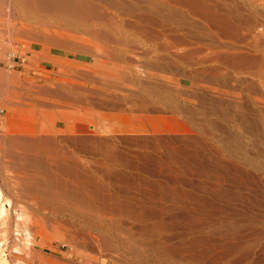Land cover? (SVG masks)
<instances>
[{"label": "rangeland", "instance_id": "374dc122", "mask_svg": "<svg viewBox=\"0 0 264 264\" xmlns=\"http://www.w3.org/2000/svg\"><path fill=\"white\" fill-rule=\"evenodd\" d=\"M223 1L232 5L236 33L204 31L205 36L202 29L190 32L172 21L156 36V48L138 36L125 34L133 46L92 36L100 46L75 54L49 44L43 49L32 35L27 39V34L21 38L0 30V155L8 147L2 134L13 131V120L29 121L26 127L32 128L49 124L54 116H42L49 108L79 118H64L78 126L71 130L78 133L58 134L56 142L86 160L77 158L78 167L91 164L98 172L105 149L106 165L112 161L114 169L106 193L114 195L118 207L100 208L96 216L86 210L83 215L38 209L33 196L16 184L24 175L21 165L15 168V161L2 154L6 171L0 169V190L7 214L0 217V264H264V0ZM1 29L8 31L6 25ZM31 87L39 89L34 93ZM102 92L107 96L101 98ZM112 96L116 99L107 98ZM42 101L50 107H40ZM88 119H94L95 129ZM69 175H62V182L79 186V195L91 201L92 186L85 190ZM3 179L10 183L7 188Z\"/></svg>", "mask_w": 264, "mask_h": 264}, {"label": "bare ground", "instance_id": "6f19581e", "mask_svg": "<svg viewBox=\"0 0 264 264\" xmlns=\"http://www.w3.org/2000/svg\"><path fill=\"white\" fill-rule=\"evenodd\" d=\"M253 1V0H252ZM251 1V2H252ZM255 1V0H254ZM257 1V0H256ZM4 2V0H3ZM223 0H8L6 3H0V30L3 31V33L6 32H12L11 34L15 33L16 36L19 35V37H23L24 34L27 36L23 37V38H27L28 36L32 35L33 37H31V39L35 37L36 41H41L40 43L43 44V49L47 47H44V45L49 44V46H58V48H63V49H67L75 54H79V53H86L91 51L95 46L94 43L95 41H91L92 36L95 38H98L100 40H102L103 42H107V43H112V44H125L128 41H130V43L134 42L130 40V38L126 35L129 36H138L140 39H142L141 41L145 42L146 44H150L152 46H154L155 48L159 46V41L160 40V35L159 38H156V36H158V33L161 34V29H163L165 27L169 28V26L172 24V21L175 23H179L182 26H185V30L187 31H193L195 29H199L201 30L204 34L205 32L211 33L213 32L216 33L217 35H225V34H234L238 31V28L235 27L234 24V18L232 15L233 13V8L232 5L227 4L226 2ZM231 3V2H230ZM237 3V1H236ZM253 3V2H252ZM255 3V2H254ZM259 3V2H258ZM237 6V5H236ZM252 6V4H251ZM257 6V5H256ZM256 9V8H255ZM241 13V12H240ZM236 14V13H235ZM239 17V16H238ZM263 17V16H262ZM237 20V19H236ZM252 20V19H251ZM258 20V19H257ZM239 22V21H238ZM247 22V21H246ZM177 24V25H179ZM7 27L8 31H5L6 29H1L3 26ZM181 27V26H180ZM5 28V27H4ZM174 28V27H173ZM182 28V27H181ZM161 30V31H160ZM170 31V30H169ZM200 31V32H201ZM205 31V32H204ZM123 33L124 36H119L120 37H116L115 34L117 33ZM198 32V31H197ZM157 33V34H156ZM240 33V32H239ZM22 34V36H21ZM200 34V33H198ZM202 34V33H201ZM212 34V33H211ZM2 35V34H1ZM83 35V37L81 36ZM88 36V38L84 37ZM163 35V33H162ZM168 35V34H167ZM208 35V34H207ZM215 35V34H214ZM212 35V36H214ZM8 36V35H7ZM29 36V39H30ZM90 36V37H89ZM186 36V35H185ZM204 36V35H203ZM206 36V34H205ZM128 37V38H127ZM210 37V36H209ZM16 38V37H15ZM18 38V37H17ZM169 38V37H168ZM94 39V38H93ZM97 39V40H98ZM25 40V39H24ZM96 40V39H95ZM96 40V42H97ZM26 41V40H25ZM31 41V40H30ZM34 41V40H33ZM163 41V40H162ZM165 41V40H164ZM101 42V41H100ZM100 42L95 43L98 44L97 46H100ZM138 42V41H137ZM38 43V42H37ZM103 44V43H102ZM129 44V43H127ZM135 44V43H133ZM162 44V43H161ZM160 44V45H161ZM169 44V43H168ZM45 45V46H46ZM130 45V44H129ZM132 45V44H131ZM130 45V46H131ZM166 45V44H165ZM93 46V47H92ZM96 46V47H97ZM133 46V45H132ZM168 46V45H167ZM191 46V45H190ZM92 49H91V48ZM96 47L94 49H96ZM106 47V46H105ZM128 47V46H127ZM146 47V46H145ZM49 48V47H48ZM103 48V47H102ZM134 48V47H133ZM138 48V47H137ZM161 48V46H160ZM167 48V47H166ZM91 49V50H90ZM93 49V50H94ZM104 49V48H103ZM107 49V48H105ZM152 49V48H150ZM149 49V50H150ZM158 49V48H157ZM49 50V49H48ZM98 50V49H97ZM102 50V49H101ZM165 50V47H164ZM100 51V48H99ZM98 51V52H99ZM108 52V50H106ZM118 51V50H117ZM120 51V50H119ZM145 51V50H144ZM151 51V50H150ZM149 51V52H150ZM157 51V50H156ZM49 52V51H48ZM95 52H97L95 50ZM95 52H93L94 55L92 56H96ZM102 52V51H101ZM105 53V51H103ZM113 52V50H112ZM111 51H109V53H112ZM115 52V51H114ZM92 53V52H89ZM100 53V52H99ZM99 53H96L99 55ZM103 53V54H104ZM48 54V53H47ZM102 54V56H103ZM108 54V53H107ZM115 54V53H114ZM87 55H89L87 53ZM106 55V54H105ZM110 55V54H109ZM91 56V55H89ZM101 56V55H100ZM41 57V56H40ZM105 57V56H104ZM227 57V56H226ZM102 58V57H101ZM114 58V57H113ZM117 59V58H116ZM230 59V58H229ZM228 59V60H229ZM113 60V59H112ZM201 60V59H200ZM217 60V59H216ZM225 60V57L224 59ZM227 60V62H228ZM47 61V60H46ZM50 61V60H49ZM61 61V60H60ZM60 61L58 62V64L60 63ZM110 61V60H109ZM230 61V60H229ZM69 62V61H68ZM241 62V61H240ZM63 63V60H62ZM65 66H69L70 62L68 63L69 65H67V61L64 62ZM83 63V62H82ZM106 63V62H105ZM109 63V62H108ZM233 63V62H232ZM61 64V63H60ZM79 65V64H78ZM88 65V64H87ZM64 66V65H62ZM61 66V67H62ZM71 66H75L74 64L70 65V68H73ZM95 66V65H94ZM138 66V65H137ZM68 67V68H69ZM103 67V66H102ZM153 67V66H152ZM66 68V67H65ZM106 68V66H105ZM151 68V67H150ZM155 68V67H154ZM74 69V68H73ZM77 69V68H76ZM78 68L76 70L79 71ZM84 69V67H83ZM87 69V68H86ZM85 69V70H86ZM114 69V68H113ZM75 70V69H74ZM110 70V69H109ZM115 71V70H114ZM54 72V71H53ZM75 73V71H72ZM72 72L70 74H72ZM52 73V72H51ZM88 73V72H87ZM59 74V73H58ZM61 74V73H60ZM86 74V73H85ZM90 74V73H89ZM95 74V73H94ZM57 75V74H56ZM102 75V74H101ZM74 76V75H73ZM83 76V75H82ZM81 76V77H82ZM88 76V75H87ZM92 76V75H91ZM94 76V75H93ZM96 76V75H95ZM103 76V75H102ZM106 76V75H105ZM79 78V77H78ZM88 78V77H87ZM107 78V77H106ZM90 79V78H89ZM88 79V80H89ZM96 79V78H95ZM124 79V78H123ZM78 80V79H77ZM83 81V80H82ZM91 81H92V77H91ZM95 81V80H93ZM98 81V79H97ZM102 81V80H99ZM98 81V82H99ZM90 82V81H89ZM118 82V81H116ZM97 83V82H95ZM100 83V82H99ZM103 83V82H102ZM101 84V83H100ZM113 84V83H110ZM121 84V83H120ZM34 85V84H33ZM61 84H59L60 86ZM104 85V84H103ZM109 85V83H108ZM25 86V85H24ZM27 86V85H26ZM42 86V85H41ZM79 86V85H78ZM112 86V85H111ZM34 87V86H33ZM38 87V86H36ZM56 87V86H55ZM62 87V86H61ZM68 87V85H67ZM72 87V86H71ZM106 87V86H105ZM40 88V86H39ZM38 88V89H39ZM42 88V87H41ZM40 88V89H41ZM45 88V87H44ZM51 88V87H48ZM54 88V87H53ZM52 88V89H53ZM85 88V87H84ZM130 88V87H129ZM27 89V88H26ZM34 91H38V89L34 88ZM52 89H49L52 91ZM70 91V87L67 88ZM66 89V90H67ZM79 89V88H78ZM101 89V87H100ZM109 89V88H107ZM106 89V90H107ZM32 90V87H31ZM45 90V89H44ZM56 90V89H55ZM63 90V88H62ZM65 90V89H64ZM77 90V89H76ZM81 90H84L83 88ZM116 90V89H114ZM11 91V90H9ZM33 91V90H32ZM31 91V92H32ZM33 91V92H34ZM43 91V90H42ZM41 91V92H42ZM50 91V92H51ZM58 90H56V93ZM89 91V90H87ZM93 91V90H91ZM97 91V89H96ZM99 91V90H98ZM8 92V91H6ZM40 92V91H39ZM44 92V91H43ZM42 92V94H43ZM55 92V91H54ZM68 92V91H67ZM71 92V91H70ZM85 92V91H84ZM109 92V91H108ZM35 93V92H34ZM37 93V92H36ZM62 93V91H61ZM64 93V92H63ZM69 93V92H68ZM90 93V92H89ZM103 93V92H102ZM101 93V98H103L102 95H104L105 93L102 94ZM6 94V95H10ZM49 94V92H48ZM66 94V93H65ZM84 94V93H83ZM87 93H85L86 95ZM92 94V93H91ZM97 94V93H95ZM97 94V95H98ZM52 95V93H51ZM57 95V94H56ZM59 95V94H58ZM62 95V94H61ZM59 95V96H61ZM67 95V94H66ZM106 95V94H105ZM43 96V95H42ZM45 96V94H44ZM54 96V95H53ZM53 96L50 98L52 99ZM68 96V95H67ZM70 96V95H69ZM75 96V95H73ZM91 96V95H90ZM107 96V95H106ZM6 98L8 96H5ZM10 97V96H9ZM27 97V96H26ZM37 97V96H36ZM63 97V96H62ZM71 97V96H70ZM92 97V96H91ZM94 97H97L94 95ZM116 97V96H115ZM20 98V96H19ZM18 98V99H19ZM69 98V97H68ZM76 98H80V97H76ZM75 98V99H76ZM109 100H113V96L112 99H110L109 97H107ZM135 98V96H134ZM139 98V97H138ZM137 98V99H138ZM170 98V97H169ZM12 99H15L12 98ZM10 99V101L12 100ZM28 99V98H25ZM41 99V97H40ZM43 99V98H42ZM63 99V98H62ZM61 99V100H62ZM70 100H72V98H69ZM99 99V98H98ZM106 99V98H105ZM116 99V98H114ZM16 100V99H15ZM20 100V99H19ZM30 100V99H29ZM32 100V99H31ZM37 100V99H36ZM44 100V99H43ZM54 100V99H53ZM78 100V99H76ZM75 100V101H76ZM83 100V99H82ZM119 100V99H118ZM121 100V99H120ZM119 100V101H120ZM139 100V99H138ZM143 100V99H142ZM9 101V102H10ZM22 101V100H21ZM26 101V100H25ZM28 101V100H27ZM33 101V100H32ZM49 101V99L47 100ZM65 101V100H63ZM95 101V100H94ZM106 101V100H104ZM103 101V102H104ZM128 101V100H126ZM136 101V100H135ZM147 101V100H146ZM6 102V101H5ZM17 102V101H16ZM20 102V101H18ZM46 102V100H45ZM44 101L38 104H40L42 107H50L48 105H46ZM52 102V100H51ZM56 104V101H53ZM114 102V101H113ZM118 102V101H117ZM122 102V101H121ZM125 102V100H124ZM137 102V101H136ZM12 103V102H11ZM14 103V101H13ZM50 103V102H49ZM61 103V102H60ZM100 103V102H99ZM7 104V102L5 103ZM27 105V102L25 103ZM71 104V103H70ZM80 104V103H79ZM96 104V103H95ZM103 104V103H102ZM108 104V102H107ZM106 104V105H107ZM112 104V103H111ZM115 104V102H114ZM142 104V103H141ZM10 105V104H9ZM18 106V103L16 104ZM53 105V103H52ZM62 105V103H61ZM69 105V104H67ZM73 105V104H72ZM77 105V104H76ZM74 105V106H76ZM98 105V104H97ZM105 105V106H106ZM118 105V104H116ZM133 106V104H131ZM12 106H15L12 104ZM25 106V105H23ZM22 106V107H23ZM39 106V105H38ZM55 106V105H54ZM64 106V105H63ZM62 106V108H63ZM71 106V105H69ZM113 106L114 105H110ZM124 106V105H123ZM28 107V105H27ZM42 107V108H43ZM52 107V106H51ZM57 107V106H56ZM55 107V108H56ZM66 107V106H65ZM85 107V106H84ZM94 107V106H93ZM101 107V106H100ZM103 107V106H102ZM118 107V106H117ZM116 107V109H117ZM70 108V107H69ZM72 108V107H71ZM82 108V106H81ZM99 108V107H97ZM111 108V107H110ZM137 108V107H136ZM36 109V108H35ZM67 109V108H66ZM65 109V111H66ZM73 109V108H72ZM75 109V108H74ZM73 109V110H74ZM103 109V108H102ZM109 109V108H108ZM114 109V108H113ZM123 109V108H122ZM16 110V109H15ZM18 110V109H17ZM42 110V109H40ZM43 115H45L44 113H46L45 116H47V118L50 116V118L52 116H54V119H51L48 121L49 124H40L39 127H26L28 126V122H25V125H21V123L15 122L17 120H13V122L11 124H15L13 131H6L5 134H2L4 136L5 142L7 140L8 142V147H6V149L4 151H1L3 153H1V155L3 154V156H8L10 157L12 160L15 161L16 165L19 164L21 166H19L23 172L24 175L21 177H19V181L16 180V184L19 185L20 190L23 189L24 193L27 191L29 197H31V199L34 198V202H35V206L38 205V209H47L48 211L52 210L56 213H60V212H75L78 213V211L81 213L82 211L86 212V213H99V209L100 208H107L108 210H110L109 208H113L116 204H114L115 199L114 195L106 193L108 190V188L110 189L112 186H110V182L108 181L109 178L112 177L113 175V168L109 167L111 163H113L111 161V163H109V166L106 165L107 164V157L108 156L106 153H104L103 150V157H104V166H102L103 168L100 169L101 167H98L100 169V171H95L93 168V170H91V164H87L86 169L80 168L77 166V158L80 159V157H77L75 155H73V153L71 152V149H69L70 151H65L64 148H62L61 146L58 145L57 138L56 135L58 134H64V132H69L71 130H78V126L71 124L70 122H68L69 120H65L64 118H69L66 115L64 116L63 114H65L63 112V114H60L59 111H55L52 110V112H50V108L49 111H46L45 109H43ZM60 110V109H58ZM105 110V109H104ZM103 110V111H104ZM118 110V109H117ZM132 110V108H129V111ZM139 110V109H138ZM143 110V109H142ZM147 110V109H146ZM63 111V110H62ZM72 111V110H71ZM76 111V110H75ZM102 111V112H103ZM111 111V110H110ZM108 111V112H110ZM121 111V110H119ZM124 111H126L124 109ZM123 111V112H124ZM135 111V110H134ZM17 112V111H16ZM26 112V111H25ZM40 112V111H39ZM38 112V114H39ZM42 112V111H41ZM48 112H50L48 114ZM88 112V111H87ZM107 112V111H106ZM111 112H115V111H111ZM118 112V111H117ZM136 112V111H135ZM134 112V113H135ZM139 112V111H138ZM142 112V111H141ZM140 112V113H141ZM15 113V112H13ZM37 113V112H36ZM94 113V112H93ZM98 113V112H97ZM116 113V112H115ZM121 113V112H120ZM133 113V112H131ZM138 113V114H140ZM143 113V112H142ZM70 114V113H68ZM67 114V115H68ZM83 114V113H82ZM89 114V113H88ZM87 116L89 117V114ZM28 115V114H27ZM52 115V116H51ZM56 115V116H55ZM63 115V116H62ZM72 115V114H71ZM78 115V113H77ZM99 115V114H98ZM136 115V114H135ZM40 116V115H39ZM86 116V117H87ZM4 117V116H3ZM72 117V116H71ZM71 117L69 119H71ZM74 117V116H73ZM72 120L76 119V121L74 122H78L77 118H74ZM77 117V116H76ZM82 117V115L80 116ZM84 117V116H83ZM92 117V116H91ZM99 117V116H98ZM39 118V117H38ZM37 118V119H38ZM42 118V117H41ZM44 118V117H43ZM45 117V119H47ZM94 118V116L92 117ZM144 118V117H143ZM14 119V118H12ZM81 119H87V118H80L79 122L81 121ZM104 119V118H103ZM102 119V121H103ZM142 119V118H141ZM1 120V118H0ZM19 120V119H18ZM30 120V119H29ZM43 120V119H42ZM48 120V119H47ZM58 121V124H55ZM94 121V119H91ZM89 122V119L87 120L89 122V125L92 124L93 128L96 125L93 121ZM24 121V120H23ZM27 121V120H26ZM46 121V120H45ZM62 121L64 122L63 124ZM38 122V121H37ZM53 122V123H52ZM55 122V123H54ZM82 122V121H81ZM93 122V123H92ZM136 122V121H135ZM139 122V121H138ZM4 123V122H3ZM2 123V124H3ZM27 123V125H26ZM35 123V122H34ZM45 123V122H44ZM52 123V124H51ZM70 123V124H69ZM83 123H86L85 121ZM91 123V124H90ZM51 124V125H50ZM103 124V123H102ZM106 125V124H105ZM6 126V125H5ZM100 126V125H99ZM114 126V125H113ZM65 127V128H62ZM130 127V126H129ZM143 127V124H142ZM76 128V129H75ZM106 128V127H105ZM144 128V127H143ZM70 129V130H68ZM95 129V128H94ZM111 129V128H110ZM135 129V127H134ZM138 129V128H136ZM121 131V130H120ZM72 132V131H71ZM69 132V133H71ZM77 132V131H75ZM75 132H72L74 134H76ZM68 133V134H69ZM78 133V132H77ZM96 133V132H95ZM112 133V132H111ZM62 134V135H63ZM73 134V137H74ZM94 134V133H93ZM103 134V133H102ZM128 134V133H127ZM1 135V134H0ZM67 135V134H66ZM71 135V134H69ZM77 135V134H76ZM80 135V134H79ZM110 135V134H109ZM137 135V134H136ZM65 136V135H64ZM72 136V135H71ZM103 136V135H102ZM130 136V135H129ZM132 136V135H131ZM1 137V136H0ZM67 137V136H66ZM72 137V138H73ZM76 137V136H75ZM78 137V136H77ZM82 137V136H81ZM86 137V136H84ZM97 137V136H96ZM215 137V136H214ZM71 138V139H72ZM94 138V137H93ZM2 139V138H1ZM69 139V138H68ZM76 139V138H75ZM92 139V138H91ZM95 139V138H94ZM93 139V141H94ZM97 139V138H96ZM101 139V138H100ZM109 139V138H108ZM4 140V139H3ZM2 140V141H3ZM81 140V139H80ZM111 140V139H110ZM114 140V139H113ZM66 141V140H65ZM71 141V140H70ZM79 141V140H78ZM83 141V140H82ZM85 141V140H84ZM83 141V142H84ZM87 140V143L88 144ZM92 141V140H91ZM60 142V140H59ZM76 142V140H75ZM103 142V141H102ZM119 142V141H118ZM1 143V142H0ZM91 143V142H90ZM95 143V142H94ZM100 142H98L99 144ZM105 143V142H104ZM110 143V142H109ZM108 143V144H109ZM97 144V145H98ZM82 145V144H81ZM112 145V142H111ZM114 145V144H113ZM112 145V146H113ZM118 145V144H117ZM6 146V145H5ZM74 146V145H73ZM84 146V145H83ZM92 146V145H90ZM89 146V147H90ZM126 146V145H125ZM67 147V146H66ZM97 147V146H96ZM95 147V150H96ZM100 147V145H99ZM105 147V146H104ZM102 146V148H104ZM101 148V149H102ZM106 148V147H105ZM114 149V146L112 147ZM92 149V148H91ZM94 149V147H93ZM118 149V148H117ZM116 149V150H117ZM67 150V148H66ZM88 150V149H87ZM108 150V149H107ZM121 150V149H120ZM76 151V150H75ZM74 151V152H75ZM97 151V150H96ZM101 151V150H99ZM98 152V151H97ZM116 152V151H114ZM76 153V152H75ZM74 153V154H75ZM110 153V152H109ZM79 154V153H78ZM101 154L100 152H98V155ZM111 154V153H110ZM109 154V155H110ZM126 154V153H125ZM0 155V156H1ZM83 155V153H82ZM1 156V158L3 157ZM89 156V155H87ZM86 156V157H87ZM91 156V155H90ZM97 156V155H96ZM102 156V155H101ZM112 156V155H111ZM7 157V158H8ZM84 157V156H82ZM93 157V156H92ZM110 157V156H109ZM102 158V157H101ZM112 158V157H111ZM117 158V157H116ZM10 159V160H11ZM82 159V158H81ZM81 159L79 160L80 162H84L81 161ZM85 159V158H84ZM114 159V158H113ZM2 160V159H1ZM0 160V161H1ZM97 160V159H95ZM100 159H98L99 161ZM13 161V163H14ZM95 163V161H92L95 163V165L97 164V162ZM120 161V160H119ZM10 162V161H9ZM12 162V161H11ZM91 162V161H90ZM89 162V163H90ZM110 162V161H109ZM121 162V161H120ZM2 163V162H1ZM0 165H3L1 164ZM5 163V162H4ZM12 163V164H13ZM86 164V162H84ZM88 163V160H87ZM99 163V162H98ZM119 163V162H118ZM6 164V163H5ZM93 164V163H92ZM116 164V162H115ZM125 164L124 163H121ZM10 165V164H8ZM14 165V164H13ZM11 166L13 169L15 167ZM103 165V164H102ZM6 166V165H5ZM83 166V165H80ZM118 166V165H117ZM124 166V165H123ZM9 167V166H8ZM18 165L15 167L17 168ZM114 167V166H113ZM10 168V167H9ZM90 168V169H87ZM96 168V167H95ZM96 168V169H98ZM115 168V167H114ZM119 168V167H118ZM0 169L4 170L1 166ZM19 169V168H17ZM113 169V170H112ZM116 170V169H115ZM1 171V172H3ZM9 171V170H8ZM19 171V170H18ZM21 172V171H20ZM117 172V171H116ZM13 173V172H12ZM16 175L17 171H15ZM127 173V172H126ZM22 174V173H21ZM19 174V175H21ZM64 174H72L74 177H78L79 178V182L81 181L83 184V188H85V186L87 187V185H91L92 188L91 190H93V195H92V199L91 201H88L87 199H85L84 197H82V195H79L78 193V189L76 187L79 186H75L71 185L70 183L66 184L65 182H62L63 176ZM17 175V176H19ZM67 176V177H70ZM71 175V176H72ZM10 177V175H8ZM13 176V175H12ZM114 176V175H113ZM119 177V175H117ZM122 176V175H121ZM120 176V177H121ZM66 177V176H64ZM74 177L72 179H74ZM14 178V177H13ZM63 179V180H62ZM71 179V178H70ZM121 179V178H120ZM4 180V179H3ZM75 180V179H74ZM76 180V181H77ZM5 181V187L7 188L10 183ZM18 181V182H17ZM71 181V180H70ZM77 181V182H78ZM122 181V180H121ZM124 181V179H123ZM69 182V181H68ZM72 183V182H71ZM74 183V182H73ZM72 183V184H73ZM113 183V182H111ZM141 183V182H140ZM145 183V182H143ZM8 184V185H7ZM70 184V185H69ZM75 184V183H74ZM77 184V183H76ZM2 185V184H1ZM78 185V184H77ZM80 185V183H79ZM12 183H11V188H12ZM17 186V185H16ZM14 187V186H13ZM18 187V186H17ZM81 185H80V191H83L84 189L81 190ZM146 187V186H145ZM15 188V187H14ZM152 188V187H151ZM16 189V188H15ZM89 190L90 188H85V190ZM113 189V188H112ZM115 189V188H114ZM14 190V189H13ZM18 190V189H17ZM19 190V191H20ZM84 190V191H85ZM90 190V191H91ZM154 190V188H153ZM2 189L0 190V217L1 219L2 216L6 218V206H5V200H3L4 198H2ZM83 191V193H84ZM89 191V192H90ZM11 192V191H10ZM92 192V191H91ZM112 192V190L110 191ZM156 192V191H155ZM22 193V190H21ZM31 196H30V194ZM114 193V191H113ZM19 194V193H18ZM26 194V193H25ZM26 194V196H27ZM88 194V192H87ZM91 194V193H90ZM115 194V193H114ZM16 195V194H15ZM24 195V194H23ZM84 195V194H83ZM33 196V198H32ZM88 196V195H87ZM91 196V195H90ZM89 196V197H90ZM116 196V195H115ZM6 199V198H5ZM8 199V198H7ZM6 199V200H7ZM8 201V200H7ZM117 201V200H116ZM119 201V200H118ZM154 201V200H153ZM8 205L9 201L7 202ZM120 203V202H119ZM101 206V207H100ZM120 207V206H119ZM116 208H118L116 206ZM37 209V210H38ZM106 209V210H107ZM120 209V208H119ZM86 210V211H85ZM102 209H100L101 211ZM105 210V209H103ZM107 210V211H108ZM51 211V212H52ZM106 211V212H107ZM114 211V210H113ZM111 211V212H113ZM105 212V211H104ZM103 212V213H104ZM53 213V212H52ZM79 213V214H80ZM115 213V212H114ZM117 213V212H116ZM84 215V213H81ZM80 214V215H81ZM101 214V213H99ZM107 214V213H106ZM73 215V214H72ZM90 215V214H87ZM95 215V214H94ZM96 216V215H95ZM82 217V216H81ZM80 217V218H81ZM87 217V216H86ZM78 218V217H77ZM84 219V218H82ZM85 219H88L85 218ZM89 220V219H88ZM87 220V221H88ZM97 218L95 220H91L92 221H96ZM98 220H99V215H98ZM97 220V222H98ZM101 220V219H100ZM78 221V220H77ZM90 221V220H89ZM107 221V220H106ZM110 221V220H109ZM113 221V220H112ZM4 222V221H3ZM101 222V221H100ZM99 222V223H100ZM98 223V224H99ZM110 225V224H109ZM112 225V224H111ZM110 225V226H111ZM108 226V225H107ZM100 227V226H99ZM75 228V227H74ZM104 228V227H103ZM70 229V228H69ZM114 230V229H113ZM121 233V232H120ZM117 235V234H116ZM121 238V237H120ZM114 239V238H113ZM107 242V240H106ZM102 243V242H101ZM135 243V242H134ZM107 244V243H106ZM111 244V243H110ZM119 244V242H118ZM200 244V243H199ZM116 245V244H115ZM114 245V246H115ZM125 245V244H124ZM101 246V245H100ZM105 247V245H104ZM100 248V247H99ZM136 248V247H135ZM109 250V249H108ZM135 250V249H134ZM139 250V249H138ZM115 251V250H114ZM127 251V250H126ZM216 251V250H215ZM132 252V251H131ZM135 253V251H134ZM99 254V253H98ZM154 254V253H153ZM102 255V254H101ZM113 256V255H112ZM120 258V257H119ZM177 262V261H175ZM157 263V262H156ZM160 264V263H159Z\"/></svg>", "mask_w": 264, "mask_h": 264}]
</instances>
